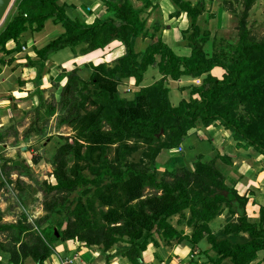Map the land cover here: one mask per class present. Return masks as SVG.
<instances>
[{
    "label": "trees",
    "instance_id": "obj_1",
    "mask_svg": "<svg viewBox=\"0 0 264 264\" xmlns=\"http://www.w3.org/2000/svg\"><path fill=\"white\" fill-rule=\"evenodd\" d=\"M97 1L106 12L87 24L69 16L67 0H17L0 33L1 72L23 51L25 33L43 31L50 19L63 27V34L35 48L37 60L28 59L38 70L39 92L52 53L70 49L79 56L105 50L114 42L122 45L114 49L111 62L88 65L92 71L87 79L76 68L66 71L63 85L51 79L61 89L60 100H43L38 118L47 122L58 112L57 128L66 125L76 137L72 142L64 139L52 156L55 183L44 181L41 188L45 214L37 220V230L26 217L3 223L0 212V235L5 236L0 241V264H45L55 253L49 243L70 241L83 248L97 247L104 254L118 249L129 264H144L143 255L151 246L167 250L183 243L192 246L190 264H196L195 255L203 264H264V258L258 260L264 253V207L258 219L251 220L246 210L250 198L239 194L236 182L232 187L226 184L221 166L233 165L231 155L219 151L199 155L191 168L175 162L162 174L157 161L162 152L179 148L190 131L216 125L231 132L237 148H252L264 157V37L258 39L248 23L257 0H223L224 11L238 19L235 40L221 29L201 26L206 0H171L175 11L169 18L185 15L189 22L181 32L186 52L164 40L167 25L159 17L149 26L158 8L151 0H136L143 2L140 6L135 0ZM139 39L149 40L140 51ZM119 50L123 54L117 55ZM152 68L159 79L147 85L146 74ZM215 69L222 70L221 78L212 75ZM185 78L199 84L181 87L183 99L173 106L170 81ZM126 82L138 88L132 100L120 95L119 86ZM25 84L18 80V86ZM234 94L240 103L228 100ZM239 105L246 107L247 115L237 113ZM39 120L23 135L25 144L32 133L40 136L38 142L44 140L46 131ZM12 129L18 136L17 128ZM8 136V129L0 130V146L6 145ZM20 142L15 139V146ZM4 168L32 177L25 161L14 167L6 162ZM29 188L20 190L24 207L33 197ZM78 191L86 199H72ZM223 215L224 223L215 231L213 223ZM54 221L58 236L47 227ZM155 256L161 255L157 251Z\"/></svg>",
    "mask_w": 264,
    "mask_h": 264
},
{
    "label": "crops",
    "instance_id": "obj_2",
    "mask_svg": "<svg viewBox=\"0 0 264 264\" xmlns=\"http://www.w3.org/2000/svg\"><path fill=\"white\" fill-rule=\"evenodd\" d=\"M151 1L153 5L155 6L158 5L157 6L158 8L153 13V15L155 14V17L150 18L151 21L149 20V26L152 24L155 18L159 17L160 20L164 23V25H167V27L164 30V40L171 47L176 49L178 52H186L188 48L186 47V44L184 43L183 45L181 41L183 40L181 32L182 30L187 29L189 26L187 17L183 15L178 19L169 18L170 14L175 11V7L171 3V0H151ZM190 1L196 3L198 0H194V1L190 0ZM67 2L71 6V10L68 12L69 16L72 19L77 18L80 21L87 24H92L99 16L103 15L106 12L105 8L103 7V4L97 0H67ZM217 2L218 0H206V4H207L206 12L200 18V21L201 20L204 21V26H205L204 28H210L213 31L220 29L223 30L224 26L226 27L228 23V21L226 22L227 12H225L222 7L223 0H220L218 4ZM135 3L136 5L140 6L142 5L143 2L142 1L139 2L135 0ZM208 3L210 4L209 6ZM214 5L216 6L219 5V7L223 9V11L219 15L218 12L214 10V8H216ZM210 14H216V15L209 17ZM208 18L211 19L208 20ZM184 20H186L185 21L186 23L184 24L185 27H179V24H181V22H184ZM216 20L220 21L219 25H215L214 27H212L211 23L212 22L215 23ZM46 27L48 31H46ZM63 33H64L63 27L61 25L55 24L53 19H50L46 22L43 31L36 33H31V32L25 33L21 38L22 42L26 43L23 51L21 53H16L14 55L15 60L13 64L10 65L12 69L9 66H3L1 68L2 71L0 72V75L1 74L6 75V72H8L11 76L12 74L14 75V73L17 72L18 69H20V67L27 66L26 68L29 71H33L32 74H34L33 76L35 78L30 79L28 81L25 80L23 81H25L26 84L28 83L32 85L35 84V80L38 75V70L36 68L29 66L28 59L31 58L32 60H37V56L35 54V48L40 49L46 46L49 43L48 42L49 34H50L49 37L53 35V39H55ZM39 38H42L41 39L42 42L44 40V42L40 47L38 46L39 43H37V40ZM140 41L145 42L142 39H139L137 41V50L139 51L144 49L148 44L147 43L145 47H141V45L139 46ZM113 44H117V46L119 47L122 46L120 42H114ZM114 47H116V45ZM102 51L103 50H97L95 52H91L86 55H79V56L74 55L72 57L71 62L68 61V65H61V66H57L55 63H53V61L51 60V55L53 54L52 53L49 57V60L46 62V66L44 68L45 74L40 83L43 84L45 79V82L47 83L45 87H47L50 86L48 84V81H50L51 79H54V81L57 82L58 76H63L65 78L66 71H70L69 69L71 66H74V69L75 68L78 69L79 75L82 76L84 73L83 72L84 68L87 70L88 69L91 70L90 67H87L88 65H90L91 63L97 65V63H94L96 62L95 57L97 56L98 52H102ZM2 56L3 54L0 55V57ZM17 58H22V59L19 61V59ZM82 59H84L85 61L83 65H80L79 63L83 62ZM49 62L51 63L50 66L48 65ZM102 62H105V59L100 60L99 63ZM221 72L222 70L215 69L212 72V75L217 77L221 74L220 77H218L221 78L222 76ZM82 77L84 78V76ZM157 79L158 78H156L155 80ZM175 83L181 84L182 82H175ZM170 90L171 92L172 91L177 92L178 90L177 96H179L178 101L180 103V101L183 99V93L180 91V87H178L177 90H172V89ZM27 91L29 92L31 91V89H28ZM170 100H171V96H170ZM178 104L176 105L173 103V106H178ZM191 132L192 133L189 132L188 134V139L179 148L171 150V152H169L168 154L162 152L158 157L157 161L158 162L160 161L162 165H165V168L171 166L172 164H175V162L178 164L177 167L183 165H188V167H191L199 155L211 156L215 151H219L221 155L224 154L231 155L233 157V165L221 166L222 172L225 174V176L228 177V181L226 182V184L229 187H232L233 184L236 182L237 190L239 194L247 195L250 198L246 210L251 220H257L259 217L260 207H264V157L259 153H257L252 148L248 150L237 148L235 142L232 140L231 132L224 130L223 127H219L216 125L215 127L211 126L207 129H201V130L195 129L192 130ZM200 142H203L201 146H199ZM185 148H186V152L183 151L185 150ZM178 150H180V152ZM189 150H191L194 153L190 154ZM177 152H179L180 154L176 155ZM188 155L190 156L193 155L192 158H194L190 163L189 161L186 160L187 159L186 157H188ZM220 219L224 223L225 216L223 215ZM215 231L217 230L215 229ZM79 247L80 245L78 243L71 241L65 244L57 243L55 246L54 255L50 259H48L45 262V264H106L108 260L107 257H110L111 259L110 264H129L127 263V260L125 258H122L121 255L117 252L118 249L110 251L107 254H104L97 247H95L94 249H88L83 247H80L81 248L80 249ZM191 249L192 246L189 245L188 243H183L181 245H178L174 248H171L169 251L164 250L163 248L157 250L151 246L143 255L144 264H190V262L193 260ZM157 251L161 255L160 259H157L155 256V252ZM195 254H197V252ZM190 255H191L190 257L191 259L190 261H188L189 260L188 257ZM263 258H264V253L260 252L258 254V260L261 261ZM27 264H31L30 261H28Z\"/></svg>",
    "mask_w": 264,
    "mask_h": 264
},
{
    "label": "rangeland",
    "instance_id": "obj_3",
    "mask_svg": "<svg viewBox=\"0 0 264 264\" xmlns=\"http://www.w3.org/2000/svg\"><path fill=\"white\" fill-rule=\"evenodd\" d=\"M16 1L14 2L11 10L14 9ZM194 1V0H193ZM241 2L243 0H240ZM220 2L218 0L217 4ZM210 4L208 3V6ZM216 8L214 10L218 12V15L223 11L221 7L214 5ZM10 10V12H11ZM239 13L242 11V6L238 8ZM9 12V13H10ZM225 14V13H224ZM226 22L227 26H224V29L222 30L221 34H223L225 37L234 38L236 39V27H237V17L233 15L230 12H227L226 14ZM8 17V16H7ZM6 17V18H7ZM155 17V14L152 16V18ZM221 18V16H220ZM6 21V19H5ZM4 23L0 26V33L2 32ZM151 21V20H150ZM182 21V19H181ZM181 22L179 24V27H185V22ZM201 25L204 26V21H200ZM220 21L216 20L215 23L212 22L211 26L214 27L215 25H219ZM249 26L252 29L253 34L258 38L261 39L264 37V0H257L254 7L252 8L250 12V16L248 19ZM46 31H48L46 27ZM50 35V34H49ZM48 35V42L53 40V35L49 37ZM42 38H39L37 40L38 46L40 47L42 45ZM183 45L184 41L181 40ZM148 41L146 42H139V46L145 47ZM47 44V43H46ZM116 45V47L114 46ZM112 46H108L105 50L102 52H98L96 58V62L99 63L100 60H104L105 62H111L114 57H116V54L113 53L115 51L114 49L119 47L117 44H113ZM121 47V46H120ZM123 54L122 50H119L117 52V55ZM1 55V54H0ZM74 56L73 52L70 49H65L63 51H60L59 53H53L51 55V60L53 63H55L57 66L61 65H68V61L71 62L72 57ZM19 61L22 58H17ZM83 62H80V65H83L84 59H82ZM48 65L50 66L51 63L49 62ZM11 69L12 67L9 66ZM8 67V68H9ZM25 67H20L17 72L10 74L6 72V75H0V130H6L8 129L9 136L7 138V143L4 146H0V212L3 214V223H15L16 221L23 219V217L27 218V221L35 226V229L37 230V220L41 218L45 212L42 209V206L40 205L41 197H42V191L41 188H43L44 181H49L51 183H55V179L53 178V172L55 169V166L53 165L52 156L55 154L57 149L64 145L66 141L64 139H67V141H73L76 137V133L72 131L71 128L68 126H62L61 128H57V119L60 116V113L56 112L54 116H52L48 121H45V118H38V106L40 103L44 100L47 102H54L60 100V94L61 89L59 87H56L51 83V80L48 81V84L50 86L45 87L47 83L45 82L39 85L41 86V91L39 92V89H37L36 84H26L24 87L18 86V79H22L25 81H28L30 79H34L33 71H29ZM74 69V66L70 67V71ZM83 75L84 78H88L90 76L91 70L83 69ZM222 73V72H221ZM9 74V75H8ZM221 75V74H220ZM217 76L218 77H220ZM37 78V77H36ZM158 78V71L157 69H150V71L146 74V81L145 84H150L155 81V79ZM34 81V80H33ZM57 81H60L62 85L66 82V77L58 76ZM181 84L175 83V81H170L169 89L177 90L178 87H183L187 84L196 83L199 84V81L195 80H189L187 78L183 79L181 81ZM20 89V90H19ZM28 89H31V91H27ZM22 91V92H21ZM138 89L134 86L133 82H126L125 84H122L119 86V92L120 95L123 98H126L128 100H132L134 98V93L137 92ZM178 92V90H177ZM176 91L171 92V102L172 104H178V98ZM173 93V94H172ZM184 95V93H183ZM240 97L237 94L231 95L228 100L231 101H240ZM227 100V101H228ZM240 103V102H239ZM16 107L17 110H14ZM237 113L245 114L246 107L244 105L238 107ZM39 120L38 125L41 129L46 131V136L43 137L44 140L38 142L39 135H35V133L30 134L31 138L28 144H25L23 140V135H25V132L29 130L30 125L32 123H37V120ZM16 127L18 131V136L15 134V131L12 129L9 131L11 127ZM190 133H192L190 131ZM16 135V136H15ZM19 138L21 141V145L15 146V139ZM188 139V138H187ZM186 139V140H187ZM185 140V141H186ZM203 142L199 143V146H201ZM180 152V150H178ZM186 152L185 150H183ZM190 154L194 153L191 150ZM177 152L176 155L180 154ZM176 153V152H174ZM184 153V152H182ZM165 154H168V152H165ZM164 154V155H165ZM163 156V155H162ZM193 155H188L186 157L187 161L192 162L194 158H192ZM138 158V157H137ZM37 160V162H36ZM162 160V159H161ZM22 161L27 162L31 166V178L29 177H21L18 175V172L14 170H6L4 168V165L6 162H8V165L11 167H14L15 165H20ZM180 162V161H179ZM160 163V164H159ZM170 165V164H169ZM168 165V166H169ZM190 165V164H189ZM158 172L160 174L164 173L165 171V165H162V163L158 162ZM188 166V165H187ZM167 167V166H166ZM170 167V166H169ZM191 168V167H189ZM88 176L92 177V175L89 173V171L85 172ZM30 187V192L32 193L33 197L29 198V207H24L21 199L20 194L24 187ZM151 193V191L147 190L146 194ZM82 197L83 199H86V196H83L81 192H76L72 195V199ZM67 210L63 212V214L66 215ZM176 220H173V224L176 225ZM223 222L221 219H217L213 223V227L218 230L221 228ZM56 222H51L47 227L49 229L53 228L54 233L58 236L57 229H56ZM190 233L188 229H186ZM5 238L4 235H0V241H3ZM54 243V242H53ZM49 243L48 246L51 248V250L55 249L56 244ZM81 247V246H80ZM79 247V248H80ZM205 248L209 249V245H204ZM81 249V248H80ZM170 249H167L169 251ZM198 250L196 249V252ZM191 255L188 257L190 261ZM194 259V258H192ZM196 264H202V260L198 258V256H195ZM205 260V259H203ZM206 261V260H205ZM33 264V262H30ZM27 264V262H26Z\"/></svg>",
    "mask_w": 264,
    "mask_h": 264
},
{
    "label": "water",
    "instance_id": "obj_4",
    "mask_svg": "<svg viewBox=\"0 0 264 264\" xmlns=\"http://www.w3.org/2000/svg\"><path fill=\"white\" fill-rule=\"evenodd\" d=\"M15 0H0V26L4 23Z\"/></svg>",
    "mask_w": 264,
    "mask_h": 264
}]
</instances>
